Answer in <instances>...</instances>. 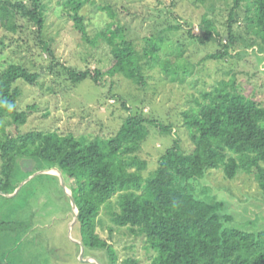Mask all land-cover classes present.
Returning <instances> with one entry per match:
<instances>
[{
	"label": "trees",
	"instance_id": "obj_1",
	"mask_svg": "<svg viewBox=\"0 0 264 264\" xmlns=\"http://www.w3.org/2000/svg\"><path fill=\"white\" fill-rule=\"evenodd\" d=\"M85 3L86 0H64L63 10L74 29L87 40L85 18L81 13ZM102 9L113 19L101 33L111 56L110 74L121 75L141 90L146 86V71L156 65L170 82L183 83L193 74L195 66L183 63V48H178L174 54V68H170L168 59L159 62L164 30L145 37L143 46L138 49L128 38L126 28L114 20L111 8ZM239 12L243 14V25L239 22ZM19 18L32 23L40 34L44 23L40 0L26 3L0 0V27L16 30L15 21ZM181 28L177 23L171 29ZM197 31L189 30V37L201 43L217 40L220 47L203 60L243 55L264 60V0H232L222 37L207 15L202 16ZM41 43L52 56L48 44ZM64 69L72 84L90 79L102 85L103 73L99 70ZM37 79V73L21 64L9 62L2 68L0 118L7 116L14 125L25 124L28 112L17 108L21 91L16 83L21 80L32 85ZM122 107L128 115L117 133L108 139L90 140L38 131L0 135V192L10 195L16 190L19 181L15 170L21 160L33 161L35 171L59 170L64 182L68 181L78 210L74 227L80 241L85 249L105 251L109 264H117L116 252L96 234L102 207L109 209L114 225L126 227L132 235L144 238L145 248L154 254L151 264H264V229L245 232L224 227L223 221L229 217L218 214L219 203L196 199L189 188L179 185L221 168L228 180L238 173L252 176L264 194V106L243 95L234 79L219 82L201 95L195 109L183 113V128L188 132L193 149L183 152L175 139L159 157L157 168L149 177L144 175L147 161L138 156L148 135L147 124L162 133H170L172 127L132 112L125 103ZM16 195L18 192L14 197ZM113 197H116V211L112 209ZM5 224L0 219V232Z\"/></svg>",
	"mask_w": 264,
	"mask_h": 264
},
{
	"label": "rangeland",
	"instance_id": "obj_2",
	"mask_svg": "<svg viewBox=\"0 0 264 264\" xmlns=\"http://www.w3.org/2000/svg\"><path fill=\"white\" fill-rule=\"evenodd\" d=\"M63 1L40 0L44 7L40 34L32 23L21 18L15 21L16 30L0 27V71L10 62L38 74L35 84L21 80L16 83L21 91L17 108L28 112L25 124L14 125L4 116L0 118V135L38 131L90 140L108 139L117 133L128 115L122 107L125 103L132 112L172 127L170 133H162L147 124L148 135L138 156L147 161L144 175L149 177L157 168L159 157L175 139L183 152L193 149L188 132L183 128V113L195 109L201 95L219 82L234 79L243 95L264 106V60L253 55L203 60L220 49L217 40L201 43L188 34L191 29L198 33L202 16L207 15L222 37L232 0H205L204 3L86 0L81 13L85 18L87 40L66 16ZM106 6L114 12V20L126 28L128 38L138 49L143 46L145 37L164 30L159 62L168 59L170 68H174V54L178 48H183V63L195 66L193 74L183 83L170 82L156 65L146 71V86L142 90L121 75L110 74L111 56L101 37L104 28L113 21L102 9ZM242 16L239 12L240 25H243ZM177 23L182 26L181 30L171 29ZM41 42L48 44L52 56ZM64 68L82 72L99 70L103 73L102 85L90 79L72 84ZM36 168L31 160L19 161L15 170L18 195L14 197L16 192L11 197H0V219L6 222L0 232V264H90L81 263L77 257L79 247L72 239L80 241L79 232L75 227L69 230L74 213L56 171L39 174ZM64 183L69 193L68 181ZM179 185L189 188L196 199L219 203L218 214L229 217L223 221L224 227L245 232L264 229V194L252 176L238 173L228 180L218 168L207 171L203 178ZM115 202L116 197H113L114 211L117 210ZM96 234L114 249L117 264H126V261L151 264L154 254L145 248L144 238L132 235L126 227L114 225L106 207L101 208L97 218ZM85 254L109 264L103 250L85 249Z\"/></svg>",
	"mask_w": 264,
	"mask_h": 264
},
{
	"label": "water",
	"instance_id": "obj_3",
	"mask_svg": "<svg viewBox=\"0 0 264 264\" xmlns=\"http://www.w3.org/2000/svg\"><path fill=\"white\" fill-rule=\"evenodd\" d=\"M49 171H56V173H57L56 176H57V178H58V180H59V184H60L61 188L63 189V191L65 192V194L67 195V197H68L69 200H70V203H71V206H72V211H73V213H74L73 219H72V221L70 222V225H69V228H70L69 230L71 231L72 227H74V224H75V222H76V220H77V215H78V210H77V208H76V205H75L74 199H73V197H72L71 191H69V193H68V188L66 187V185H65V183H64L63 176H62V174H61V172H60L59 170H57V169H49V170H43V171H40V172H38V173H39V174H48ZM23 184H24V183H23ZM69 190H70V189H69ZM17 191H18V189L16 188V190L14 191V193H13L12 195H7V194H4V193H2V192H0V195H2V196H6V197H7V196H8V197H11V196H13ZM72 240H73V242H74L75 244H77L78 247H79V251H78L77 257H78V259H79V261H80L81 263L102 264V263L100 262L99 259H97V258H95V257H93V256H87V255L85 254V248H84V246H83V244H82L81 241H77V240H74V239H72Z\"/></svg>",
	"mask_w": 264,
	"mask_h": 264
}]
</instances>
